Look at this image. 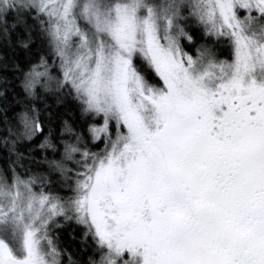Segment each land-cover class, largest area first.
Masks as SVG:
<instances>
[{"label":"snow or ice","instance_id":"obj_1","mask_svg":"<svg viewBox=\"0 0 264 264\" xmlns=\"http://www.w3.org/2000/svg\"><path fill=\"white\" fill-rule=\"evenodd\" d=\"M0 44V264H264V0H0Z\"/></svg>","mask_w":264,"mask_h":264},{"label":"trees","instance_id":"obj_2","mask_svg":"<svg viewBox=\"0 0 264 264\" xmlns=\"http://www.w3.org/2000/svg\"><path fill=\"white\" fill-rule=\"evenodd\" d=\"M197 35H198V33H197ZM0 55H8V56H13L14 54H13V52H12V50L11 49H9V48H6V47H4L2 44H0ZM15 55L17 56V57H19V58H23L24 57V54L22 53V52H20L19 50H17V52L15 53ZM69 107H71V105H69ZM69 232H72V228H68V229H66L65 230V232H64V240L66 241V242H70V240H71V238L68 236V233ZM74 235H75V243H79V241H80V234H79V232L77 231V232H75L74 233Z\"/></svg>","mask_w":264,"mask_h":264}]
</instances>
